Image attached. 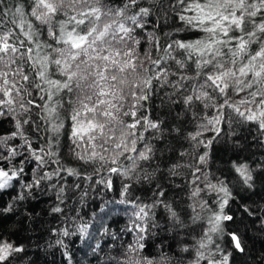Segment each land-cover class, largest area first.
<instances>
[{"label": "snow or ice", "instance_id": "snow-or-ice-1", "mask_svg": "<svg viewBox=\"0 0 264 264\" xmlns=\"http://www.w3.org/2000/svg\"><path fill=\"white\" fill-rule=\"evenodd\" d=\"M50 249L264 264V0H0V264Z\"/></svg>", "mask_w": 264, "mask_h": 264}, {"label": "trees", "instance_id": "trees-1", "mask_svg": "<svg viewBox=\"0 0 264 264\" xmlns=\"http://www.w3.org/2000/svg\"><path fill=\"white\" fill-rule=\"evenodd\" d=\"M159 214V211H158ZM44 219H48L45 217ZM43 221L36 225L37 231L33 234L31 231L25 233V235H32L33 239L35 240L36 236L40 235L43 232ZM55 251L54 249L48 250V252L41 251L40 258L37 260V264H52L53 260H55V264H61V257L60 254L57 252L55 257H53L50 253ZM46 257V259H45ZM35 258V257H34Z\"/></svg>", "mask_w": 264, "mask_h": 264}]
</instances>
